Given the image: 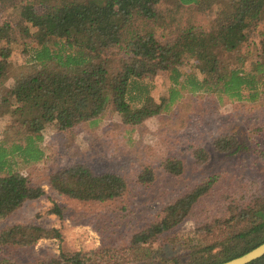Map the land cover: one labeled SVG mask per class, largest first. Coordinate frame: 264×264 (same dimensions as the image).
Here are the masks:
<instances>
[{
    "label": "trees",
    "instance_id": "trees-1",
    "mask_svg": "<svg viewBox=\"0 0 264 264\" xmlns=\"http://www.w3.org/2000/svg\"><path fill=\"white\" fill-rule=\"evenodd\" d=\"M164 1L17 0L13 4L19 19L15 27L32 37L23 42L25 47L32 44L31 58L17 66L10 57L22 37H12V25L0 21V86L4 88L0 117L5 106L13 116L3 126L7 135L0 137V221L43 194L18 167L43 158L41 131L49 123L61 131L81 122L96 124L112 106L124 124L138 125L168 110L183 92H212L230 101L259 98L264 87V39L258 60L248 68L240 47L246 28L264 18V0H174L171 7L157 9ZM189 7L213 11L207 30H197L188 21L182 27L175 25L181 9ZM171 26V40L161 42L156 28ZM183 55L195 60L198 74L181 69ZM161 71L167 73L170 85L167 95L157 102L147 78ZM213 147L233 154L240 143L227 133L216 138ZM206 157L202 149L194 151L197 162ZM163 168L173 176L183 172L178 160L166 159ZM153 175L151 168L144 167L137 181L147 185ZM216 179L211 175L166 203L154 219L131 233L124 247L63 250L49 264H145L158 249L153 243L165 241L185 250V259L169 258L165 264H215L246 253L264 242L262 197L178 237L168 236ZM50 184L69 198L97 203L118 200L129 187L123 175L95 173L83 164L56 171ZM50 211L60 215L56 205ZM60 237L57 228L12 224L0 229V247L30 246L40 239ZM247 264H264V255Z\"/></svg>",
    "mask_w": 264,
    "mask_h": 264
},
{
    "label": "rangeland",
    "instance_id": "rangeland-1",
    "mask_svg": "<svg viewBox=\"0 0 264 264\" xmlns=\"http://www.w3.org/2000/svg\"><path fill=\"white\" fill-rule=\"evenodd\" d=\"M173 1L165 0L156 7H171ZM15 3L17 0H0V21L12 25V37H22L15 43L10 57L17 66L31 58L32 44L25 47L23 42L28 43L32 37L15 27L19 22L13 8ZM179 15L175 25L179 23L182 27L188 21L197 30H207L214 16L213 11L197 12L192 7L181 9ZM170 30L172 26L156 28L161 42L171 40ZM245 35L240 53L245 55L243 65L248 68L258 60L264 39V18L249 25ZM183 59L181 69L198 74L195 60L187 55ZM147 80L151 82L154 100L158 102L167 95L170 83L166 72H158ZM182 94L168 110L138 125L124 124L112 106L96 124L81 122L64 131L47 124L41 131L43 158L18 167L32 185L42 188L43 194L26 201L1 220L0 229L12 224H37L59 229L61 237L40 239L30 246L0 247V264H49L63 250L87 252L101 247H124L131 233L154 219L166 203L211 175L217 178L213 186L194 204L188 217L171 231L170 238L238 210L255 198H264V87L259 98L253 101H230L212 92ZM6 110V106L2 108L4 117H0L1 138L7 135L3 126L13 120ZM227 133L234 134L240 143L239 151L233 154L217 152L213 147L214 140ZM196 149L205 151V161L197 162ZM166 159L180 161L182 174H168L163 168ZM72 164L86 165L95 173H119L127 179L128 191L118 200L104 203L62 195L51 187L50 178ZM144 167L154 173L147 185L137 181ZM55 205L60 215L51 213ZM153 245L158 249L145 264H165L169 258L185 259V250L179 245L172 248L167 241Z\"/></svg>",
    "mask_w": 264,
    "mask_h": 264
},
{
    "label": "water",
    "instance_id": "water-1",
    "mask_svg": "<svg viewBox=\"0 0 264 264\" xmlns=\"http://www.w3.org/2000/svg\"><path fill=\"white\" fill-rule=\"evenodd\" d=\"M264 255V242L247 251L246 253L229 259L227 261L215 264H247Z\"/></svg>",
    "mask_w": 264,
    "mask_h": 264
}]
</instances>
